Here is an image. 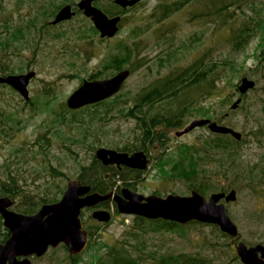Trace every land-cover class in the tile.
<instances>
[{"label": "rangeland", "instance_id": "1", "mask_svg": "<svg viewBox=\"0 0 264 264\" xmlns=\"http://www.w3.org/2000/svg\"><path fill=\"white\" fill-rule=\"evenodd\" d=\"M41 1L47 3L41 8L47 13L53 3L62 0H39V3L1 0L0 31L3 21L25 26V30L22 38L10 40L5 52H0V68L11 67L8 73L28 68L36 70L28 83L31 102L23 100L10 85L0 82V106L14 113L8 134L0 135V176L12 173L24 188L25 195L16 202L22 204L45 191L53 192L56 184L65 187L69 177H77L82 165L91 162L98 146L123 150V146L135 143V148H139L142 130L134 117L122 113L126 106L133 104L142 88L172 67L186 65L205 53L217 66L222 63L219 65L223 71L221 79L215 82L210 95L184 108L181 126L166 128L163 143L148 148V166L132 187L146 194L189 193L191 187L185 179L170 176L167 171L184 144L197 142L210 130L207 126H197L182 135H176L175 130L195 117L219 119L239 130L242 136L239 150L230 151L231 157L220 152L207 160L203 178L210 182V187L203 194L208 196L232 180L230 187L236 189V198L226 202V208L238 226L239 238L247 244L264 243V56L260 54L264 42V0H241L229 5L225 22L216 16L213 19L207 15L195 16L193 13H198L205 0H188L179 11L158 23L157 4L170 0H139L124 12L111 0H97L100 8L111 7L121 15L116 34L105 38L100 37L99 31L93 29L92 20L81 11L59 24L40 29L41 21L48 18L47 15L37 17L35 13L38 5L42 6ZM35 18L40 23L33 27L28 21ZM243 22L248 23L251 36L239 51H234L228 38L232 29ZM125 44L132 50L121 67L132 66V70L118 90L119 96L107 98L106 102L85 110L83 115L79 113L78 116L84 117L83 126L57 124L55 115L63 109L61 104L68 94L91 75L113 74L116 70L108 57L115 53L119 58ZM168 52L170 59L165 64ZM243 75L253 78L255 85L240 94L237 84ZM238 96L241 100L231 108L230 104ZM162 104L164 101L156 102L151 109L154 111ZM63 110L65 115H70V110L65 107ZM167 156L173 159L169 162ZM106 175L104 179L109 177L114 181L113 186L118 184L115 175L110 172ZM107 205L111 217L105 222L82 210L83 223L92 233L75 262H70L67 249L59 244L32 258L33 264H94L108 245L125 238V228L136 224L134 214L119 212L112 201ZM12 207L19 208L14 204ZM152 227L151 224L133 226L143 233L146 246L142 250L146 253L149 250L201 252L212 263L243 264L236 253L235 240L210 223H186L174 230L161 231Z\"/></svg>", "mask_w": 264, "mask_h": 264}, {"label": "trees", "instance_id": "2", "mask_svg": "<svg viewBox=\"0 0 264 264\" xmlns=\"http://www.w3.org/2000/svg\"><path fill=\"white\" fill-rule=\"evenodd\" d=\"M187 1L188 0H170L159 2L155 8L159 11L156 22L158 23L164 18L179 11L184 5H186ZM238 1L241 0H205L202 8L198 10V13L193 14L195 16L207 15L211 19L216 16L218 20L222 19V22H225L228 17L226 9L229 5L233 3L235 4ZM113 5L116 6L115 4ZM1 7L2 4L0 0V15L1 11H3ZM102 10L109 14L114 11V9L107 6H102ZM126 10L122 9L120 11L124 12ZM1 24L0 52H5L6 44L10 42V40H18L23 37L25 26L6 21L1 22ZM93 29L96 31L94 26ZM249 30L250 28L246 22H243L241 25L232 29L228 40L231 42L234 51H239L248 42L249 36H251ZM2 31H4L5 34L2 33ZM123 48L122 54L119 56V62H114L115 66L112 60L111 64L115 69L122 68L121 66L127 60L125 57L131 55V46L125 44ZM260 54L264 56V42ZM166 55L165 64H167V60L170 59V53L168 52ZM208 55L209 54L206 55L204 53L203 55L194 58L186 65L172 67L167 73L161 75L150 85L142 88L133 99V104L126 106L122 113L126 116L134 117L142 130L139 138V148H145L154 139L160 140L161 136L164 135V130L166 128L181 126L184 123L182 113L183 110H185L184 108H186L188 104L194 103L195 100L199 101L202 100L203 97L210 95L212 89L216 87L215 82L220 80L223 74V71L221 70L222 68L219 67V65L222 66V63L217 66L216 61L211 58L207 59ZM171 64L172 63H169L168 65ZM129 69L132 70V66H129ZM8 72H11V67L4 66L0 68L1 74H6ZM94 76L91 75L90 77ZM117 95L118 94L115 93L114 97H117ZM160 101H164V104L158 105L153 111L151 109L153 105ZM104 102H106V99L86 104L78 108H69L65 103H62V108L64 109L65 107V109L70 110L71 113L70 115H65L63 109L57 112L55 115L57 124L71 123L83 126V123L85 122L84 117L78 115H83L85 110H91L95 106ZM13 117V112L5 110L0 106V135L7 134L6 130L8 128L5 126V122L6 120L10 122ZM91 119L92 116L90 117V122ZM216 120L219 121V119ZM88 126H90V123H88ZM42 136L45 138L47 137L46 134H39V137ZM239 143L240 141L235 139L229 133L209 131L208 134L198 139L197 142L195 141L191 144H184L179 150V153H177V157L174 158V161L168 168L167 172L170 176L185 179L191 189H196L201 193H205L210 187V182L207 181L206 178H203L204 165L207 160L212 159L215 154H219L220 152L222 155L227 154L228 158L231 157L233 153L230 151H238ZM134 148L135 143H132L130 146H123V150L130 151ZM223 158L224 157L221 159ZM166 159L170 162L173 158L167 156ZM231 166L235 167L236 163H231ZM122 171L125 173L127 172L129 175L124 176ZM106 172H110L112 175H123L121 178L125 185L129 184L128 180L130 178L137 180L138 177H140V170L123 167L120 171L116 168H112L111 165H104L95 157V155H93L89 164L86 166L82 165L81 171L77 177L81 182L90 184L92 190L106 192L114 185V181L109 177L104 179V177L107 176ZM64 188V186L56 184L55 191L50 193L45 191V194L40 195L34 200L18 204L16 199L25 195L23 193L24 188L19 184L18 179L16 176L12 175V173L7 174L5 177L0 176V195H7L12 198L14 200V205L19 207L16 209L22 212H34L41 204L57 200ZM134 222H136V224L133 226L138 224H151L153 226L151 229L157 231L174 230L186 223H201L197 220L179 223L174 220L146 218L140 215L134 216ZM210 224L220 230L217 224ZM133 226L125 228L123 232L125 238L108 245L106 250L96 257L94 264H225L220 262L212 263L211 260L201 252L171 253L149 250V252L146 253L142 250V248H145L146 246L143 233H139L136 230L137 228L135 229ZM5 231L6 230L0 231V236H5L7 234V231ZM220 231L224 235L227 234L222 230ZM91 233L92 230H89V236ZM140 245L142 247H140ZM62 246L64 249H67L64 244H62ZM79 254H68L67 258H69L70 262H75Z\"/></svg>", "mask_w": 264, "mask_h": 264}, {"label": "water", "instance_id": "3", "mask_svg": "<svg viewBox=\"0 0 264 264\" xmlns=\"http://www.w3.org/2000/svg\"><path fill=\"white\" fill-rule=\"evenodd\" d=\"M93 1L78 0L76 6L90 17L100 36L114 35L119 28L121 15L109 16L93 4ZM114 1L126 6L138 0ZM73 13L71 4L66 3L58 10L52 22L69 18ZM129 74L130 69L123 67L109 77L85 78L68 94L66 105L69 108H78L111 96L121 88ZM34 75V70L0 74V82L9 83L28 97L27 84ZM254 85L253 78L243 75L237 88L240 94H243ZM240 100L241 97L238 96L230 107L235 108ZM203 125L213 132L229 133L235 139L242 136L233 126L206 116L191 119L182 128L176 129L175 134L182 135L194 127ZM94 154L104 164L115 163L144 169L148 162L147 155L142 150L128 153L117 148L98 146ZM235 196V189H230L227 193L223 190L212 191L208 196L196 189H191L186 194L176 192L146 194L129 187H123L121 193L112 191L102 193L92 190L90 184L81 182L78 177H69L57 200L41 204L32 213L12 209L10 207L12 199L7 195H0V215L4 226L9 230L8 237L0 242V264H32L28 255L41 256L49 247H56L60 243L66 246L70 255L81 253L88 241V230L82 227L81 209L110 197L121 213L169 219L179 223L197 220L217 224L220 230L235 240V250L243 264H264V245L262 243L248 245L240 239L238 226L226 210L225 201L234 199ZM221 198H224V201ZM91 214L100 221H108L111 217L108 209L96 208ZM20 255L23 257L18 258Z\"/></svg>", "mask_w": 264, "mask_h": 264}, {"label": "flooded vegetation", "instance_id": "4", "mask_svg": "<svg viewBox=\"0 0 264 264\" xmlns=\"http://www.w3.org/2000/svg\"><path fill=\"white\" fill-rule=\"evenodd\" d=\"M32 1H34V2H36V3H39V0H32ZM48 2L50 1V0H47ZM112 2H114L115 3V1L114 0H111ZM139 1V0H138ZM138 1H136L135 3H133V4H131V5H126V6H122V5H120V4H118V3H115L116 5H118L119 6V10H122V9H124V10H126L127 8H131L134 4H136ZM41 3H42V1H41ZM66 3H70L71 4V9L74 11V13L71 15V17L73 16V15H75L76 14V12H78V11H81V12H83L82 11V9H79L77 6H76V3L77 2H75V3H73V2H70V1H68V0H62L60 3H58V4H54L53 3V8H52V10L50 11V12H47L46 13V11H45V9H41V8H45V6H46V4L47 3H42V6L41 7H39V5H38V7H37V11L35 12L36 14H37V17L38 16H40V15H44V16H46L47 15V19H45V20H43V21H41V23L42 24H40L39 25V27H40V29L42 28L43 29V27L44 26H47V25H56V24H59L60 22H63V21H65L66 19H69V18H71V17H69V18H65V19H62V20H59V21H57V22H52V20H53V18L55 17V15H56V13L58 12V10L63 6V5H65ZM93 4H95V5H97L98 6V4H97V0H94L93 1ZM75 6L77 7V8H75ZM99 7V6H98ZM102 9V8H101ZM109 16H111V15H114V14H119L118 12H116V11H113V12H111L110 14L109 13H107ZM89 17V16H88ZM90 18V17H89ZM28 23H31L30 25H36L37 23H40V21H38V22H36V18L35 19H29V21H28ZM118 24H120V22L118 23ZM28 25V24H27ZM34 27V26H33ZM29 27H27L26 29H28ZM97 29V28H96ZM97 31H98V29H97ZM116 34V33H115ZM114 34V35H115ZM113 36V35H112ZM101 38H105V37H111V36H100ZM111 58V59H110ZM108 59H109V61H111V63H112V60H113V63L115 62V61H118L119 62V58H118V56H117V54L115 55V53H113V54H111L109 57H108ZM114 66H115V63H114ZM123 68V67H122ZM115 69V68H114ZM119 69H121V68H119ZM119 69H115L116 71L114 72V73H116ZM29 70H34L35 71V75H36V70L34 69V68H28L27 70H25V71H23V72H26V71H29ZM131 71V70H130ZM18 73H20V72H18ZM113 73V74H114ZM6 74H9V73H6ZM113 74H110V76L111 75H113ZM34 75V76H35ZM34 76H32V77H34ZM31 77V78H32ZM107 77H109V76H107ZM30 78V79H31ZM94 78H105V77H88L87 79H94ZM30 79H29V81H30ZM2 83H6V84H8V85H10L9 83H7V82H2ZM29 83V82H28ZM11 87H13L12 85H10ZM14 88V87H13ZM15 90H17L16 88H14ZM27 89H28V84H27ZM18 91V90H17ZM19 92V91H18ZM118 92V91H117ZM116 92V93H117ZM20 93V92H19ZM21 95H22V97H23V100H25V101H30V95H29V90H28V97H25L22 93H20ZM113 95H115V93L113 94ZM113 95H111V96H108V97H106V98H104V99H107V98H109V97H112ZM104 99H101V100H104ZM101 100H99V101H101ZM31 102V101H30ZM96 102H98V101H96ZM93 103H95V102H93ZM65 104H66V101H65ZM90 104V103H89ZM225 114H227V113H225ZM11 123L9 122V121H7L6 120V122H5V126L8 128L6 131H7V134H8V131H9V129L11 128V125H10ZM203 126H206V125H203ZM162 137L163 136H161V138H160V140H156V139H154L150 144H148L145 148H135V149H133V150H125V151H128V153H131V152H133V151H135V150H142V151H144L145 153H146V155H147V158H148V162H149V152H148V148L149 147H151V148H153V147H157V145L159 144V142L160 143H163V139H162ZM237 140H239V139H237ZM120 150H122V149H120ZM95 152V151H94ZM95 155V154H94ZM96 157V156H95ZM97 158V157H96ZM101 161V160H100ZM148 162H147V166H148ZM101 163H103L102 161H101ZM104 164V163H103ZM104 165H111V167L112 168H116V169H118V170H122L123 169V167H128V168H133V169H137V170H140V173H141V171L143 170V169H140V168H137V167H130V166H127V165H123V164H120V165H118V164H115V163H108V164H104ZM146 166V167H147ZM145 169V168H144ZM122 173H123V175L124 176H128L129 174H127V172L125 173V172H123L122 171ZM123 175H118V174H115V176L117 177V181H118V184H116L115 186H112V188L110 189V190H107L106 192H108V191H112L113 193H121V189L123 188V187H129V188H132V189H134V190H137L136 188H133L132 186H134L133 185V183H134V180L133 179H129L128 180V185H125L124 184V181H123V179L121 178ZM140 176V175H139ZM138 179H140V177H138ZM231 183H232V180H230L229 182H227V184L223 187V188H221V189H219V190H223L225 193H227L228 191H230V189H235V188H233V187H230L231 186ZM138 191V190H137ZM215 191H218V190H215ZM235 191H236V189H235ZM102 193H105V192H102ZM154 193H157V192H154ZM157 194H159V193H157ZM235 198H236V196H235ZM234 198V199H235ZM12 199V198H11ZM234 199H231V200H234ZM221 200L222 201H224V198H221ZM231 200H229V201H231ZM12 205L10 206L12 209H14L12 206H13V204H14V200L12 199ZM113 202L114 204H115V202H114V200H113V198L112 197H110V198H108V199H105V200H101V201H99V202H97V203H95L94 205H91V206H84L82 209H81V212H80V217H81V213H82V210L83 209H86V210H88L89 211V215L90 216H92V211L94 210V209H96V208H101V209H108V208H106V206H108L107 204H108V202ZM229 201H225V206H226V202H229ZM116 206V205H115ZM39 208V207H38ZM14 210H16V209H14ZM109 210V209H108ZM226 210H227V208H226ZM16 211H18V210H16ZM36 211V210H35ZM34 211V212H35ZM110 211V210H109ZM22 212V211H21ZM228 212V211H227ZM25 213H32V212H25ZM93 217V216H92ZM94 218V217H93ZM94 219H96V218H94ZM81 220H82V217H81ZM97 221H100V220H98V219H96ZM100 222H105V221H100ZM82 227L83 228H89V227H85V224L83 223V220H82ZM4 230H6L7 231V234L5 235V236H0V242L1 241H3L5 238H7L8 237V235H9V230H8V228L6 227V226H4V224H3V218L1 217V215H0V231H4ZM88 230V229H87ZM5 231V232H6ZM88 236H89V230H88ZM256 243H262L263 245H264V243L262 242V241H257V242H255V243H253V244H256ZM60 244H63V243H60ZM59 245V244H58ZM249 245V244H248ZM50 248V247H49ZM48 248V249H49ZM47 249V250H48ZM47 252V251H46ZM45 252V253H46ZM44 253V254H45ZM69 254V253H68ZM79 254V253H78ZM70 255V254H69ZM76 255V254H75ZM42 256V255H41ZM23 257V255H20V256H18V258H22ZM28 257L30 258V260L32 261V258H35V257H39V256H37L36 254H30V255H28ZM32 264H33V262H32Z\"/></svg>", "mask_w": 264, "mask_h": 264}]
</instances>
